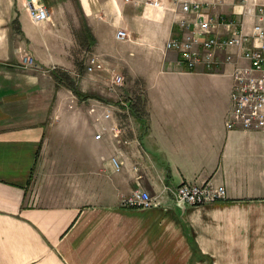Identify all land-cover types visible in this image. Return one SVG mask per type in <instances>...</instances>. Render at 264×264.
Returning <instances> with one entry per match:
<instances>
[{
	"label": "crops",
	"instance_id": "1",
	"mask_svg": "<svg viewBox=\"0 0 264 264\" xmlns=\"http://www.w3.org/2000/svg\"><path fill=\"white\" fill-rule=\"evenodd\" d=\"M31 1L46 19L0 0V264H264V130L226 126L232 63L188 69L164 47L173 0ZM26 46L45 70L20 64ZM65 47L91 50L74 61ZM91 53L122 75L115 92L85 71ZM206 179L222 199H173ZM136 186L153 205L121 204Z\"/></svg>",
	"mask_w": 264,
	"mask_h": 264
},
{
	"label": "built area",
	"instance_id": "2",
	"mask_svg": "<svg viewBox=\"0 0 264 264\" xmlns=\"http://www.w3.org/2000/svg\"><path fill=\"white\" fill-rule=\"evenodd\" d=\"M173 2L178 3V32L168 36L164 47L178 51L179 62L188 69L194 68L199 62L205 67H210L219 61L221 53L224 62L232 63L230 110L226 126L238 125L243 129L264 130V3L258 0H236L240 11L239 17L234 18L212 14V1ZM149 3L159 5L157 0H151ZM27 7L33 22L48 17L47 8L41 2L29 0ZM246 20H250L248 29L244 25ZM114 36L117 39H127L128 33L124 29H116ZM240 59L246 63H241ZM21 65L44 70L28 51L23 52ZM84 69L86 72L103 70L104 61L96 54H88ZM122 80L119 72L113 68L108 69V90L115 92ZM100 134L98 131L93 136L98 138ZM121 141L125 142V139ZM109 161L114 170L120 169L121 160L116 155L110 156ZM132 169L136 168L133 166ZM262 192L264 195V163ZM171 193L176 202L194 205L222 199L224 187L206 179L199 184L181 182L172 187ZM121 204L126 207H148L154 204V199L146 190L136 186L122 196Z\"/></svg>",
	"mask_w": 264,
	"mask_h": 264
},
{
	"label": "rangeland",
	"instance_id": "3",
	"mask_svg": "<svg viewBox=\"0 0 264 264\" xmlns=\"http://www.w3.org/2000/svg\"><path fill=\"white\" fill-rule=\"evenodd\" d=\"M207 1H212V2H214V6H220V5H222V6H230L231 7V5L233 4V2H235L236 3V0H207ZM258 1H260V2H264V0H258ZM216 15H221V16H226V17H239V15L237 14V13H216ZM250 24V20H246L245 22H244V25H246V24ZM71 34V33H70ZM73 35H77V33H73ZM27 47V46H26ZM25 49V50H24ZM89 50H91V48H82V47H65V48H63V55L64 56H66L67 57V59L68 60H70L71 58L75 61H81V60H83V58L85 57V54H86V52L87 51H89ZM25 51H28V47L27 48H23V49H20V54H19V62H20V64H21V57H22V54H23V52H25ZM32 56V55H31ZM34 59V58H33ZM104 65H105V69H103L102 71L104 72V73H106L107 75H108V69H110V68H113L110 64H108V63H106L105 61H104ZM44 70H45V67L44 66H42V65H40ZM48 67V66H47ZM54 67H58V69L59 70H62L61 69V66H55V64H54ZM114 69V68H113ZM115 70V69H114ZM118 72V71H117ZM122 82H123V80H122ZM122 84V83H121ZM133 87V86H132Z\"/></svg>",
	"mask_w": 264,
	"mask_h": 264
},
{
	"label": "water",
	"instance_id": "4",
	"mask_svg": "<svg viewBox=\"0 0 264 264\" xmlns=\"http://www.w3.org/2000/svg\"><path fill=\"white\" fill-rule=\"evenodd\" d=\"M26 1H29V0H26Z\"/></svg>",
	"mask_w": 264,
	"mask_h": 264
}]
</instances>
